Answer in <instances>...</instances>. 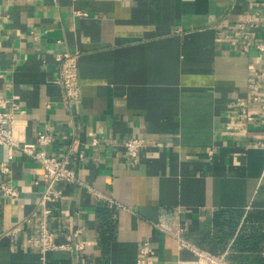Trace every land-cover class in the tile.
<instances>
[{"label":"crops","instance_id":"crops-1","mask_svg":"<svg viewBox=\"0 0 264 264\" xmlns=\"http://www.w3.org/2000/svg\"><path fill=\"white\" fill-rule=\"evenodd\" d=\"M241 19L253 23L249 50ZM260 41L264 0H0V91L24 108L15 137L51 131L49 150H70L79 176L101 192L59 183L65 195L49 202V226L59 242L80 228L86 246L44 255L28 243L42 219L43 169L18 148L8 159L0 143V166L11 167L0 169V186L19 190L13 198L0 187V264H138L147 239L154 264L192 256L158 223L184 226L233 262L264 264V240L250 237L264 232V148L249 146L264 124L242 131L234 117L264 70ZM65 48L80 51L71 104L59 80ZM132 135L147 141L135 160L124 144Z\"/></svg>","mask_w":264,"mask_h":264},{"label":"built area","instance_id":"built-area-1","mask_svg":"<svg viewBox=\"0 0 264 264\" xmlns=\"http://www.w3.org/2000/svg\"><path fill=\"white\" fill-rule=\"evenodd\" d=\"M80 13L87 12L81 11ZM252 24V21L249 19H241L236 24L239 41L242 43L244 50H249L254 43L251 32ZM255 44L257 48L264 49V42L260 41ZM79 56V50H71L69 48H65L57 54L60 66L59 80L69 104L77 99L81 92ZM251 90L252 93L249 97H239L234 104L236 106L234 113L235 122L240 124L242 131H247L248 125L254 121H260L264 124V70L253 81ZM252 103L258 108L253 107ZM23 110L24 108L18 96H5L0 91V143L9 148L8 159L13 157V149L18 148L40 163L46 178V185L42 190L39 200V204L43 207L42 219L37 223L38 232L30 236L28 243L39 246L44 255L49 250L57 248L83 250L86 246V241L79 237L80 228L75 229L67 235L68 241L59 242L57 240V232L49 226V220L53 214V208L49 202L56 201L65 195L64 188L59 184L63 181L69 184L86 186L93 194L101 195V192L79 176L75 165L72 163L70 150L63 154H56L49 150V146L54 139V134L51 131L44 130L40 132L37 138L32 141L20 142L15 137L16 114ZM76 142L77 139L75 138L69 149L74 148ZM146 143V139L142 136H130L124 143L127 155L135 160ZM249 146L264 148V133L258 138H253L249 142ZM210 152L213 153L214 150L210 149ZM83 157L84 153H80V158ZM10 168L8 161L1 163V170L9 171ZM260 182L264 184V168ZM0 187L2 193L13 198H18L19 190L13 185L11 180L3 181ZM110 199L113 200L111 197ZM158 225L177 238L179 250L187 249L192 253L190 257H179L174 264H240L231 261L226 252L212 251L188 238L184 233L185 227L182 225L176 228L159 223ZM20 226L19 223L13 226L10 232L16 233L20 229ZM140 252L141 256L137 260L138 264H154L151 255L156 251L149 239L143 242Z\"/></svg>","mask_w":264,"mask_h":264},{"label":"trees","instance_id":"trees-1","mask_svg":"<svg viewBox=\"0 0 264 264\" xmlns=\"http://www.w3.org/2000/svg\"><path fill=\"white\" fill-rule=\"evenodd\" d=\"M250 237L255 240L256 244V242L258 243L264 240V232H262V230L258 228L254 233L250 235Z\"/></svg>","mask_w":264,"mask_h":264}]
</instances>
